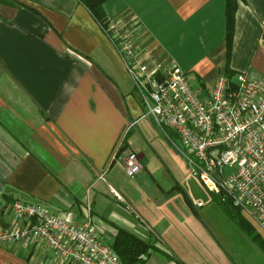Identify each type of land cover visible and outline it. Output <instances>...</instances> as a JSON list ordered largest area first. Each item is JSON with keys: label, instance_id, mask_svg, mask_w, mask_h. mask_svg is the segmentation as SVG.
Segmentation results:
<instances>
[{"label": "crops", "instance_id": "crops-1", "mask_svg": "<svg viewBox=\"0 0 264 264\" xmlns=\"http://www.w3.org/2000/svg\"><path fill=\"white\" fill-rule=\"evenodd\" d=\"M12 1L0 2V232L18 200L78 224L88 214L110 246L124 229L155 246L146 264H187L161 240L163 221L150 224L135 208L136 188L146 187L149 205L165 191L152 175V119L111 40L78 0ZM234 4L229 49L225 0H107L104 11L136 16L203 93L218 75L244 73L264 95V0ZM126 151L141 163L130 188ZM239 213L264 243V222ZM248 240L232 244L231 264H264L263 249ZM0 264L79 263L18 241L0 242Z\"/></svg>", "mask_w": 264, "mask_h": 264}, {"label": "built area", "instance_id": "built-area-1", "mask_svg": "<svg viewBox=\"0 0 264 264\" xmlns=\"http://www.w3.org/2000/svg\"><path fill=\"white\" fill-rule=\"evenodd\" d=\"M138 21L131 13L121 14L107 19L104 32L124 61L145 114L174 132L191 174L210 193L230 199L246 216L263 223L264 95L244 73L218 75L208 93L196 89ZM121 161L130 178L141 170L134 151H126ZM10 213L9 227L0 232L2 243H36L65 262L123 264L88 214L78 224L42 205L18 200Z\"/></svg>", "mask_w": 264, "mask_h": 264}, {"label": "rangeland", "instance_id": "rangeland-1", "mask_svg": "<svg viewBox=\"0 0 264 264\" xmlns=\"http://www.w3.org/2000/svg\"><path fill=\"white\" fill-rule=\"evenodd\" d=\"M161 129L151 120L152 175L162 185L165 197L157 203L151 200L150 206L145 201L146 187L136 188L132 194L138 198L137 212L143 213L150 224L154 223L152 219L163 221L166 228L161 240L167 239L172 252L187 264H231L232 244L237 247L240 239L247 242L249 238L224 215L213 194L191 174L185 149L174 132L166 128L165 134ZM125 181L130 188L131 178ZM199 202L201 207L197 206ZM161 227L159 224L155 228ZM251 247L254 256L256 248Z\"/></svg>", "mask_w": 264, "mask_h": 264}, {"label": "trees", "instance_id": "trees-1", "mask_svg": "<svg viewBox=\"0 0 264 264\" xmlns=\"http://www.w3.org/2000/svg\"><path fill=\"white\" fill-rule=\"evenodd\" d=\"M13 3L12 0H0V2ZM84 8L89 11L93 18L99 23L105 31L107 17L104 11V3L107 0H78ZM14 4V3H13ZM234 0H225V21H226V43L229 49L232 39L233 23H234ZM228 77H231L230 75ZM215 200L220 205L225 215L236 224V226L253 242L259 245L264 251V243L259 238L253 227L249 225L246 219L239 213L240 209L232 204L230 199H221L220 195L213 194ZM111 247L118 254L119 259L123 264H146L148 256L155 246L152 243L144 241L128 231L117 228V233L114 237ZM143 255L144 258L140 256ZM168 255V254H167ZM167 259L173 260L171 256ZM176 264H180L174 261Z\"/></svg>", "mask_w": 264, "mask_h": 264}]
</instances>
